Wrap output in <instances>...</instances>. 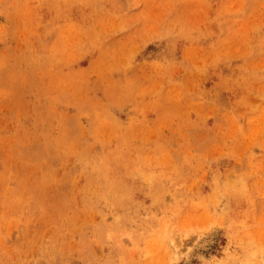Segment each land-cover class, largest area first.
<instances>
[{
  "label": "rangeland",
  "instance_id": "obj_1",
  "mask_svg": "<svg viewBox=\"0 0 264 264\" xmlns=\"http://www.w3.org/2000/svg\"><path fill=\"white\" fill-rule=\"evenodd\" d=\"M0 264H264V0H0Z\"/></svg>",
  "mask_w": 264,
  "mask_h": 264
}]
</instances>
